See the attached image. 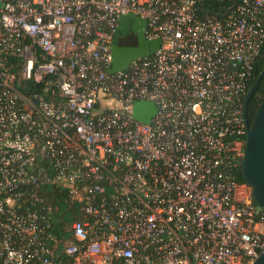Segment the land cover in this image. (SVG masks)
<instances>
[{
	"label": "built area",
	"instance_id": "obj_1",
	"mask_svg": "<svg viewBox=\"0 0 264 264\" xmlns=\"http://www.w3.org/2000/svg\"><path fill=\"white\" fill-rule=\"evenodd\" d=\"M0 0V264H54L66 191L75 264H252L264 210L236 177L264 0ZM158 51L111 73L122 16ZM133 27V24H131ZM153 102L149 124L134 105ZM47 196V195H46Z\"/></svg>",
	"mask_w": 264,
	"mask_h": 264
},
{
	"label": "water",
	"instance_id": "obj_2",
	"mask_svg": "<svg viewBox=\"0 0 264 264\" xmlns=\"http://www.w3.org/2000/svg\"><path fill=\"white\" fill-rule=\"evenodd\" d=\"M128 28L136 30L139 38L135 46L122 48L119 45V37ZM145 29L146 21L132 14L120 18L111 49V73L126 70L135 59L149 57L159 50L162 44L161 40H148L145 36ZM263 78L264 63L259 77L248 90L244 101L246 137L242 172L245 182L252 189L254 201L264 210V98L252 124L248 118V106ZM156 113L157 108L153 102L138 101L134 105L133 116L142 123L149 124ZM252 264H264V249Z\"/></svg>",
	"mask_w": 264,
	"mask_h": 264
},
{
	"label": "trees",
	"instance_id": "obj_3",
	"mask_svg": "<svg viewBox=\"0 0 264 264\" xmlns=\"http://www.w3.org/2000/svg\"><path fill=\"white\" fill-rule=\"evenodd\" d=\"M238 0H200L198 6L199 14H211L219 19H223L227 12L237 4ZM264 63V48L261 58L256 62L253 70L252 77L248 83L247 91L254 84L259 77ZM264 98V78L253 96L248 106V118L250 124L255 120L257 112L261 106ZM245 137L243 140L245 141ZM236 177L240 182L246 183L242 172V162L236 169ZM40 194L48 198L49 204L53 206L55 211V226L51 231L56 237L58 242L55 244V255L53 256L54 264H75L74 260L65 257L64 248L66 242L73 240L71 232V224L82 216L79 214V208L75 203H72L66 194V191L61 190L59 187H48L46 190H41ZM47 195V196H46ZM81 264H91L90 262H82Z\"/></svg>",
	"mask_w": 264,
	"mask_h": 264
},
{
	"label": "flooded vegetation",
	"instance_id": "obj_4",
	"mask_svg": "<svg viewBox=\"0 0 264 264\" xmlns=\"http://www.w3.org/2000/svg\"><path fill=\"white\" fill-rule=\"evenodd\" d=\"M138 34L136 30L132 28L126 29L123 34L119 37V45L123 47H132L135 46L138 41Z\"/></svg>",
	"mask_w": 264,
	"mask_h": 264
}]
</instances>
